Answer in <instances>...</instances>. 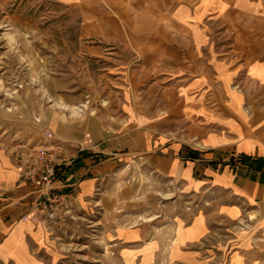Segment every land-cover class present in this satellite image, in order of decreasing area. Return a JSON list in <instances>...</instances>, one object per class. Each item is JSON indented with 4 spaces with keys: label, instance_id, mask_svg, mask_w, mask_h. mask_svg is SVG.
Masks as SVG:
<instances>
[{
    "label": "crops",
    "instance_id": "obj_1",
    "mask_svg": "<svg viewBox=\"0 0 264 264\" xmlns=\"http://www.w3.org/2000/svg\"><path fill=\"white\" fill-rule=\"evenodd\" d=\"M50 1L77 14L104 87L50 79L0 128V264L82 259L26 217L17 156L55 145L75 161L57 187L80 179L73 245L104 247L88 259L264 264V0Z\"/></svg>",
    "mask_w": 264,
    "mask_h": 264
},
{
    "label": "rangeland",
    "instance_id": "obj_2",
    "mask_svg": "<svg viewBox=\"0 0 264 264\" xmlns=\"http://www.w3.org/2000/svg\"><path fill=\"white\" fill-rule=\"evenodd\" d=\"M89 45L80 36V19L71 9L50 0H0V128L26 106V92L39 91L50 79H64L70 87L81 83L84 90L95 83L103 88L105 64L87 55L84 50ZM72 221L69 212L66 223L60 225L67 233L65 252L82 255L75 264H103L87 256L99 257L102 244L73 245Z\"/></svg>",
    "mask_w": 264,
    "mask_h": 264
},
{
    "label": "built area",
    "instance_id": "obj_3",
    "mask_svg": "<svg viewBox=\"0 0 264 264\" xmlns=\"http://www.w3.org/2000/svg\"><path fill=\"white\" fill-rule=\"evenodd\" d=\"M17 160L20 182L31 189L26 217L33 220L45 218L58 226L65 224L69 213L68 200L80 181L57 187L61 177L75 162L68 156L67 149L62 145L26 148Z\"/></svg>",
    "mask_w": 264,
    "mask_h": 264
}]
</instances>
